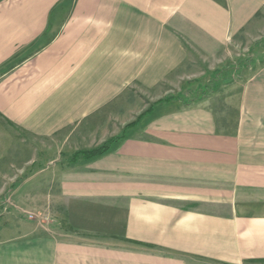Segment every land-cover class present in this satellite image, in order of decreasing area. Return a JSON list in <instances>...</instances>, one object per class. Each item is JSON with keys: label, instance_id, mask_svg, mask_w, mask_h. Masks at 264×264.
I'll return each instance as SVG.
<instances>
[{"label": "crops", "instance_id": "obj_1", "mask_svg": "<svg viewBox=\"0 0 264 264\" xmlns=\"http://www.w3.org/2000/svg\"><path fill=\"white\" fill-rule=\"evenodd\" d=\"M263 13L264 0H0V166L11 128L39 153L0 187V264H264V57L245 69L231 132L208 97L137 122L125 102ZM47 191L50 207L29 201Z\"/></svg>", "mask_w": 264, "mask_h": 264}, {"label": "rangeland", "instance_id": "obj_2", "mask_svg": "<svg viewBox=\"0 0 264 264\" xmlns=\"http://www.w3.org/2000/svg\"><path fill=\"white\" fill-rule=\"evenodd\" d=\"M65 6H68V4L66 3ZM248 31L251 33H244L239 39L232 42L227 49L214 57L192 50L191 61L172 77L171 82L164 87L165 89L159 92H162V95L158 93L157 95L143 98L138 95L137 97L135 94L129 95L125 102L128 105H134L136 112L143 111L136 118V121L152 107L156 106L158 102L167 98L174 97L175 99L190 102L195 98L208 97L213 99V108L219 116L221 126L228 127L226 131L231 132L236 125L237 106L244 82L245 69L252 65L254 71L255 65L264 57V13L255 20ZM133 115L130 113L129 116L132 117ZM11 132L16 135L15 141L17 145L13 147L8 160L3 163V166H0L5 174L4 178H0V187L7 183L11 184L14 181H18L19 178L16 177L19 169L29 168L30 161L34 160L36 155L39 154L34 142L29 137H26L15 128H11ZM23 140L27 143L26 147L20 143ZM45 155L42 162L44 165L43 169L47 171L53 170V165H51L49 160L56 158L61 160L60 155L52 151ZM76 158H73L70 164L76 162L78 159ZM27 164L28 166H26ZM68 165L64 161L60 166L66 169ZM30 169L28 171L29 175L34 174L37 167L34 166ZM29 201L34 204L40 202L50 207L53 199L51 192L47 191V193H44V197L32 198ZM58 212L59 215L56 218L68 230V227L65 226L64 205L62 203L58 207ZM29 214L36 216V212ZM43 218L44 220H49L47 216H43Z\"/></svg>", "mask_w": 264, "mask_h": 264}, {"label": "trees", "instance_id": "obj_3", "mask_svg": "<svg viewBox=\"0 0 264 264\" xmlns=\"http://www.w3.org/2000/svg\"><path fill=\"white\" fill-rule=\"evenodd\" d=\"M172 100H175V98L174 97L167 98L164 101L158 102V104H161V103H164V102H169V101H172ZM152 109H153V107L149 111H147L144 115H142L137 121L141 120L144 116H146L148 113H150L152 111ZM235 131H236V129H235ZM119 140H121V138H113V139L109 140L108 142H106L104 145H102L99 148H96L94 150L82 153L81 156L83 158H85V159H93V158L101 157V156L107 154L110 151V149L113 146V144H115Z\"/></svg>", "mask_w": 264, "mask_h": 264}, {"label": "built area", "instance_id": "obj_4", "mask_svg": "<svg viewBox=\"0 0 264 264\" xmlns=\"http://www.w3.org/2000/svg\"><path fill=\"white\" fill-rule=\"evenodd\" d=\"M30 219H33L34 217L32 215L29 216Z\"/></svg>", "mask_w": 264, "mask_h": 264}]
</instances>
